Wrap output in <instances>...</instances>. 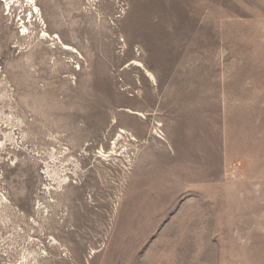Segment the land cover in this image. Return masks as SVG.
I'll return each instance as SVG.
<instances>
[{
  "label": "rangeland",
  "instance_id": "obj_1",
  "mask_svg": "<svg viewBox=\"0 0 264 264\" xmlns=\"http://www.w3.org/2000/svg\"><path fill=\"white\" fill-rule=\"evenodd\" d=\"M0 259L264 264V0H0Z\"/></svg>",
  "mask_w": 264,
  "mask_h": 264
},
{
  "label": "built area",
  "instance_id": "obj_2",
  "mask_svg": "<svg viewBox=\"0 0 264 264\" xmlns=\"http://www.w3.org/2000/svg\"><path fill=\"white\" fill-rule=\"evenodd\" d=\"M2 252H4L5 254L3 255V257L4 258H7V259H9V255H8V253H7V250H3ZM9 262V261H8ZM0 264H1V259H0ZM3 264H6V263H3Z\"/></svg>",
  "mask_w": 264,
  "mask_h": 264
},
{
  "label": "bare ground",
  "instance_id": "obj_3",
  "mask_svg": "<svg viewBox=\"0 0 264 264\" xmlns=\"http://www.w3.org/2000/svg\"><path fill=\"white\" fill-rule=\"evenodd\" d=\"M24 257H25V255H24ZM23 258V257H22Z\"/></svg>",
  "mask_w": 264,
  "mask_h": 264
}]
</instances>
